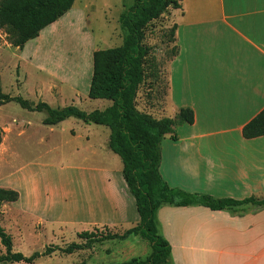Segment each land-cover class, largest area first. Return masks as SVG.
<instances>
[{
  "label": "rangeland",
  "instance_id": "rangeland-1",
  "mask_svg": "<svg viewBox=\"0 0 264 264\" xmlns=\"http://www.w3.org/2000/svg\"><path fill=\"white\" fill-rule=\"evenodd\" d=\"M134 1L75 0L68 14L23 49L13 47L0 32V92L34 104L46 102L53 108L73 105L91 112L110 106L108 100L89 98L93 55L122 45L125 32L119 19ZM173 26L170 14H165L147 28L146 42L160 63V77L140 87L136 103L140 111L155 113L158 119L173 118L176 112L175 107L165 112L155 110L167 104V65L176 56L177 46L170 36ZM46 116L45 112L25 110L16 102L0 106V187L20 194L19 201L4 203L0 210V224L12 236L13 250L31 256L47 247L83 243L79 234L84 231L121 234L136 226L140 218L122 182V161L109 148V128L75 118L47 126ZM108 168L111 176H107ZM233 186L240 193L264 194V177ZM113 187L124 213L116 212L118 205L111 202L110 210L97 218L90 210L91 201L107 195ZM246 217L248 221L262 220L264 209L230 210L210 217L202 208L165 206L158 213L161 233L174 245L172 264H180L186 249L191 248V254L202 249V218L233 223ZM247 228L246 233L257 232ZM150 253V243L133 236L97 243L90 250L71 255L57 251L32 263L1 264H115L133 258L144 260ZM4 255L6 248L0 239V258ZM202 257L200 264L241 263H237L240 257L228 254Z\"/></svg>",
  "mask_w": 264,
  "mask_h": 264
},
{
  "label": "crops",
  "instance_id": "crops-1",
  "mask_svg": "<svg viewBox=\"0 0 264 264\" xmlns=\"http://www.w3.org/2000/svg\"><path fill=\"white\" fill-rule=\"evenodd\" d=\"M167 14L177 25L178 53L167 65V104L155 110L175 107L176 115L190 107L195 122L177 128L178 140L167 137L163 141L162 176L171 187L190 193L239 200L264 196L233 188L252 177H264V136L245 139L242 134L245 125L264 109V0H183L181 9H170ZM122 182L138 215L124 178ZM111 202L122 215L116 187L91 201L90 210L99 218L110 210ZM252 207L264 209L233 210ZM192 208H202L210 217L230 211L200 206L177 209ZM237 220L221 223L202 218V249L195 254L186 249L178 262L200 264L203 254H228L240 257V264H264V217ZM246 228L257 232L246 233ZM166 239L173 258L174 245Z\"/></svg>",
  "mask_w": 264,
  "mask_h": 264
},
{
  "label": "trees",
  "instance_id": "trees-1",
  "mask_svg": "<svg viewBox=\"0 0 264 264\" xmlns=\"http://www.w3.org/2000/svg\"><path fill=\"white\" fill-rule=\"evenodd\" d=\"M183 0H135L119 19L125 32L121 46L100 50L93 55V76L89 89L92 100H108L111 105L104 110L84 111L77 106L53 108L46 102L34 104L20 96L0 92V106L16 102L23 109L45 112L44 124L58 125L75 118L86 124L105 126L110 130L109 148L122 161V175L135 200L139 223L123 233L84 231L79 234L83 243H71L66 247H47L43 252L26 256L13 250V238L0 224V239L6 248L1 262L32 263L59 251L71 255L90 250L97 243L140 237L151 245L150 255L142 260L115 264H172V246L161 233L159 211L165 206L177 208L200 206L212 211H224L245 206L264 207V199L248 197L242 200L216 198L204 193H190L173 188L161 174L162 143L170 137L178 140L177 128L195 122L190 107L181 108L173 118L158 119L140 111L137 97L140 87L148 80L156 82L160 77V63L154 49L146 42L147 28L162 18L170 9H181ZM75 0H0V32H4L15 48L23 49L37 39L43 30L65 16ZM177 25L170 31L175 38ZM1 40V35H0ZM175 54L178 53L177 46ZM245 139L264 136V109L243 128ZM18 191L0 187V210L4 203H16ZM85 264V263H81Z\"/></svg>",
  "mask_w": 264,
  "mask_h": 264
}]
</instances>
